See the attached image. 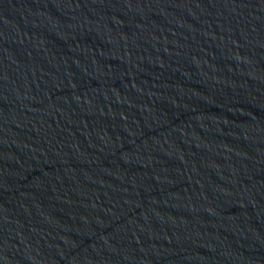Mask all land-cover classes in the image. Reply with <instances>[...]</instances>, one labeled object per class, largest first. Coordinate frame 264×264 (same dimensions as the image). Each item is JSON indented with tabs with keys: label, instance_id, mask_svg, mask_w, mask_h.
Wrapping results in <instances>:
<instances>
[{
	"label": "water",
	"instance_id": "1",
	"mask_svg": "<svg viewBox=\"0 0 264 264\" xmlns=\"http://www.w3.org/2000/svg\"><path fill=\"white\" fill-rule=\"evenodd\" d=\"M0 264H264V0H0Z\"/></svg>",
	"mask_w": 264,
	"mask_h": 264
}]
</instances>
